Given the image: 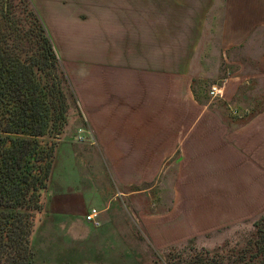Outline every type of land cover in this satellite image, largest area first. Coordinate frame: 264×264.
Wrapping results in <instances>:
<instances>
[{
  "label": "crops",
  "instance_id": "crops-1",
  "mask_svg": "<svg viewBox=\"0 0 264 264\" xmlns=\"http://www.w3.org/2000/svg\"><path fill=\"white\" fill-rule=\"evenodd\" d=\"M32 1L52 43L74 45L62 35L70 21L57 0ZM63 2L77 11L72 0ZM207 6L190 11L199 14L197 30L185 15L131 26L129 7L97 6L89 58H73L84 76L74 78L78 110L70 116L84 118L94 136L57 142L41 228L33 231L34 245L40 231L48 242L44 253L54 246L66 252L58 264H128L142 245L162 250L264 212V56L249 74L239 69L219 86L240 117L219 119L195 100L191 81L220 78V63L237 44L228 32L238 29L228 21L210 39L212 22L200 18ZM92 208L98 227L85 221Z\"/></svg>",
  "mask_w": 264,
  "mask_h": 264
},
{
  "label": "trees",
  "instance_id": "trees-1",
  "mask_svg": "<svg viewBox=\"0 0 264 264\" xmlns=\"http://www.w3.org/2000/svg\"><path fill=\"white\" fill-rule=\"evenodd\" d=\"M7 1L0 11V264H33L30 243L54 148L78 109L73 92L64 87L60 62L39 16L31 9L32 31L23 32L10 21ZM46 137L51 141L43 142ZM252 227L253 237L233 249L222 248L221 255L201 250L192 261L175 260L264 264V212Z\"/></svg>",
  "mask_w": 264,
  "mask_h": 264
},
{
  "label": "rangeland",
  "instance_id": "rangeland-1",
  "mask_svg": "<svg viewBox=\"0 0 264 264\" xmlns=\"http://www.w3.org/2000/svg\"><path fill=\"white\" fill-rule=\"evenodd\" d=\"M5 0H0V11L2 7L5 6ZM76 5V12H70L71 9L67 2L63 0H57L60 4V10H63V13L66 18L67 27L62 30V35L65 39H76L74 45H54V51L57 55V58L60 62V71L64 79V87L67 90L68 94L73 92V81L74 78H82L83 68H76V62L73 59L77 57L80 59V56L89 58V53L91 39H92V29L93 21L92 18L97 14V6L104 4L115 5L116 9L129 7L131 11L126 13L125 16H130L131 26L135 23L138 25H144L150 17L162 18L164 23L181 21L178 16L185 15L189 17L188 21L191 23V27L194 30L196 22H199V14H194L191 11L193 10L194 5L208 4L209 7L205 9L202 13V20L212 22V32L210 33V39L213 38L214 30H218L220 25L222 26L225 21L230 22L231 26L233 25L238 30H232L228 32V38H231L236 34L237 44L229 48L226 51L227 58V67L224 68L225 63L221 61V74L220 78H215L212 80L209 79H193L191 81L190 87L193 92L195 100L200 103H209L211 106L212 112L217 115V118H229L234 120L240 117V110L235 106V100L232 99L231 102H227L222 94V97H213L210 94L211 88L213 86L219 87L222 85V81L232 78L239 73V69L245 74H249L252 67H254L253 62L261 56H264V0H72ZM10 8L9 15L10 21L13 22L19 30L23 32L32 31V17L30 15V10H34V4L32 0H8ZM75 8H73L74 10ZM147 11L144 13V11ZM37 13V12H36ZM38 15V14H37ZM74 16L81 20L75 24ZM146 16V17H145ZM155 20V19H154ZM195 21V22H194ZM47 34H48V30ZM133 35L132 33H130ZM128 34L127 36H130ZM105 36L104 34H98L97 36ZM50 38V35H48ZM93 36H96L93 34ZM96 36V37H97ZM126 36V37H127ZM208 37V34H207ZM218 37H220L218 35ZM128 38V37H127ZM166 36L164 35V40ZM30 40L35 41L34 36L30 35ZM51 40V38H50ZM52 42V40H51ZM64 51H63V50ZM62 52L63 56L60 54ZM72 53V57L66 62L63 61L64 53ZM88 52V53H87ZM78 53V55H76ZM83 75V76H81ZM224 79V80H223ZM150 82V79H148ZM163 82L166 85L167 81L163 77ZM174 83V82H173ZM215 83V84H213ZM179 97L184 99L183 89L186 86L184 81H179ZM247 97H250L249 89ZM257 108L249 109L248 112H245L242 119H248L252 113L256 112ZM251 112V114H250ZM62 136H73L76 140L77 136H84V141L91 142L93 133L91 128L84 120V118H68L67 125L63 131ZM49 138L43 139V142H49ZM83 141V142H84ZM76 142H78L76 140ZM261 215V214H260ZM258 215L254 219L248 220H238L227 222L224 226L219 228V230L209 231L204 235H197L192 239H189L185 242L175 244L166 248L152 249L150 245L147 244L146 247L143 245L139 248H136V252L131 255L130 263L128 264H179L178 260L175 258L180 257L179 260H186L187 257L192 261L193 254L195 252L201 253L203 251L215 252L218 250V254L221 255L223 252L220 250L224 247L226 249H233L236 246V243L239 245L243 244L245 239L253 237L255 231L252 227L253 222L258 219ZM41 213L35 216V231L41 223ZM41 228V226H40ZM39 228V230H40ZM36 234V233H35ZM34 236L31 238V249L33 252V264H58L62 260L64 253L58 252V246H54V252L52 254L44 253L48 242L43 241L40 235L36 237L37 243L32 241ZM33 242V244H32ZM56 245V244H55ZM195 247V250L190 249V247ZM46 252V251H45ZM48 252V251H47ZM188 259V258H187Z\"/></svg>",
  "mask_w": 264,
  "mask_h": 264
},
{
  "label": "built area",
  "instance_id": "built-area-1",
  "mask_svg": "<svg viewBox=\"0 0 264 264\" xmlns=\"http://www.w3.org/2000/svg\"><path fill=\"white\" fill-rule=\"evenodd\" d=\"M210 94L213 97H222V92H221L220 88L217 86H213L211 88ZM84 139H85L84 136H77L76 137V140L78 142H83ZM98 215H99L98 210L95 208H92L85 215V221L90 223L94 227H98L100 225V222L98 220Z\"/></svg>",
  "mask_w": 264,
  "mask_h": 264
}]
</instances>
